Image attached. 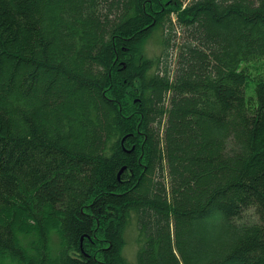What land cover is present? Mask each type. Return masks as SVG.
<instances>
[{
    "label": "trees",
    "instance_id": "trees-1",
    "mask_svg": "<svg viewBox=\"0 0 264 264\" xmlns=\"http://www.w3.org/2000/svg\"><path fill=\"white\" fill-rule=\"evenodd\" d=\"M177 1L0 0V264H264V0Z\"/></svg>",
    "mask_w": 264,
    "mask_h": 264
},
{
    "label": "rangeland",
    "instance_id": "rangeland-1",
    "mask_svg": "<svg viewBox=\"0 0 264 264\" xmlns=\"http://www.w3.org/2000/svg\"><path fill=\"white\" fill-rule=\"evenodd\" d=\"M193 0H178L181 4V9H186V6H189ZM231 1V0H230ZM174 16V15H171ZM172 21L175 22V19L172 17ZM152 37L146 44V54L148 57H156L161 55V45H160V34L159 32L152 33ZM178 41L182 38L181 34L176 35ZM176 39V38H175ZM169 65L170 70L174 69V57H169ZM136 237L137 233L135 231L134 225H130L129 228L125 232V246L122 249V254L124 255L125 259L130 262L134 263L136 261V252H137V244H136Z\"/></svg>",
    "mask_w": 264,
    "mask_h": 264
},
{
    "label": "water",
    "instance_id": "water-1",
    "mask_svg": "<svg viewBox=\"0 0 264 264\" xmlns=\"http://www.w3.org/2000/svg\"><path fill=\"white\" fill-rule=\"evenodd\" d=\"M124 169H125V167H123L122 169H120V171L118 172V177L123 172Z\"/></svg>",
    "mask_w": 264,
    "mask_h": 264
}]
</instances>
